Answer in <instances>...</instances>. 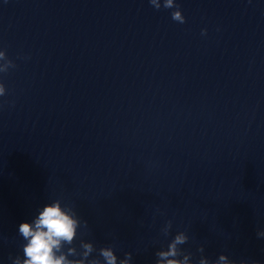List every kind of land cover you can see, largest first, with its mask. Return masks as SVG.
Instances as JSON below:
<instances>
[{
	"label": "clouds",
	"instance_id": "obj_1",
	"mask_svg": "<svg viewBox=\"0 0 264 264\" xmlns=\"http://www.w3.org/2000/svg\"><path fill=\"white\" fill-rule=\"evenodd\" d=\"M149 3L156 10L174 9L171 19L180 24L186 22L176 0H149ZM206 34L207 29H202L201 35ZM15 67L6 50H0V74ZM6 94L4 83L0 82V97ZM81 228H87V222L81 221L72 206L62 203L61 199L52 200L38 210L31 222L19 224L18 234L25 241L22 247L23 258L15 257L12 264H132L131 252H126L121 259L115 254L113 246L97 249L91 241L80 239L77 247L76 241ZM171 228L172 221L168 220L160 231L167 237ZM257 237H264V231H258ZM188 240L189 236L185 231L177 232L166 249L162 248L155 253L156 264H193L192 253L181 248ZM198 251L203 253L204 247L200 246ZM94 252L98 255L90 258ZM198 264H233V261L224 254H220L214 261L201 255Z\"/></svg>",
	"mask_w": 264,
	"mask_h": 264
}]
</instances>
